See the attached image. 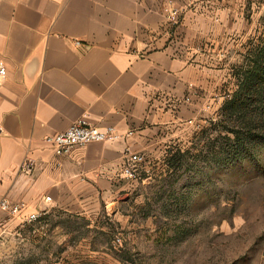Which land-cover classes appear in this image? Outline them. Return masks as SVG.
<instances>
[{
	"label": "crops",
	"instance_id": "crops-1",
	"mask_svg": "<svg viewBox=\"0 0 264 264\" xmlns=\"http://www.w3.org/2000/svg\"><path fill=\"white\" fill-rule=\"evenodd\" d=\"M252 25L238 0H0V203L19 206L0 209V238L28 240L34 212L82 215L119 201L135 182L120 174L126 149L148 169L187 142L189 121L219 104L229 64L252 46ZM82 117L134 134L56 155L44 137ZM60 248L41 264L76 262L67 255L80 247Z\"/></svg>",
	"mask_w": 264,
	"mask_h": 264
},
{
	"label": "rangeland",
	"instance_id": "rangeland-1",
	"mask_svg": "<svg viewBox=\"0 0 264 264\" xmlns=\"http://www.w3.org/2000/svg\"><path fill=\"white\" fill-rule=\"evenodd\" d=\"M238 3L253 22V47L264 0ZM245 54L229 64L219 104L191 124L187 142L169 144L119 201L82 215L50 211L25 228L28 240L0 238V264H41L66 245L80 248L67 255L76 262L61 264H264V142L236 154L229 131H244L222 110Z\"/></svg>",
	"mask_w": 264,
	"mask_h": 264
},
{
	"label": "trees",
	"instance_id": "trees-1",
	"mask_svg": "<svg viewBox=\"0 0 264 264\" xmlns=\"http://www.w3.org/2000/svg\"><path fill=\"white\" fill-rule=\"evenodd\" d=\"M233 75L235 89L227 94L222 110L227 120L238 123L244 131L243 135L240 130L229 131L237 136L235 152L240 154L241 149L264 142V34L246 52L245 64Z\"/></svg>",
	"mask_w": 264,
	"mask_h": 264
},
{
	"label": "built area",
	"instance_id": "built-area-1",
	"mask_svg": "<svg viewBox=\"0 0 264 264\" xmlns=\"http://www.w3.org/2000/svg\"><path fill=\"white\" fill-rule=\"evenodd\" d=\"M186 1L189 2L192 0ZM166 17L172 26L178 24L179 9L171 5L166 9ZM7 74L6 62L0 58V85L6 80ZM210 107V105H207L205 110L210 109ZM189 124H193L192 121H189ZM133 134L134 132L132 130L122 133L110 125L103 127L96 126L90 123L87 117H82L68 129L45 136L44 142L53 149L56 155H66L73 149L83 148L90 143H112L120 139H128ZM125 154L126 160L120 171L121 177L130 181L140 180L142 173L146 170L145 164L147 160L142 155L132 153L129 148L126 149ZM34 164V159L25 158L20 170L25 174H29L33 171ZM47 200H50V197H47ZM0 209L17 213L19 206H10L7 201H2L0 203ZM40 217L41 214L39 212H34L28 217V222H37Z\"/></svg>",
	"mask_w": 264,
	"mask_h": 264
}]
</instances>
